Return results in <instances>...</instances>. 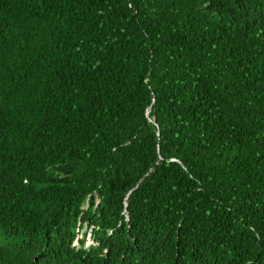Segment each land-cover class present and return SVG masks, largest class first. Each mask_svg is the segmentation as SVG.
<instances>
[{
    "label": "trees",
    "instance_id": "obj_1",
    "mask_svg": "<svg viewBox=\"0 0 264 264\" xmlns=\"http://www.w3.org/2000/svg\"><path fill=\"white\" fill-rule=\"evenodd\" d=\"M0 264H264V0H0Z\"/></svg>",
    "mask_w": 264,
    "mask_h": 264
}]
</instances>
